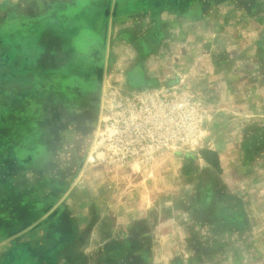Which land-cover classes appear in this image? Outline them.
Instances as JSON below:
<instances>
[{"label": "rangeland", "instance_id": "1", "mask_svg": "<svg viewBox=\"0 0 264 264\" xmlns=\"http://www.w3.org/2000/svg\"><path fill=\"white\" fill-rule=\"evenodd\" d=\"M93 1L96 0H52L49 3H45L47 0H0V198L7 193L6 184L24 187L34 179H37L34 186L46 187V205L60 203L67 194L66 200L81 198V194L89 193L85 187L92 189L93 183L109 182L113 186L116 207L130 219L123 227L130 225L134 233L148 234L144 242H140L148 250L146 261H154L153 250L159 242L157 235L169 236L168 241L177 231L181 233L179 242L172 245L179 249L176 259L182 264H221L222 254L219 259L216 256L215 261L212 257L222 244L211 242L210 228H198L183 211L194 205L196 212L202 199L211 198L214 203L211 208L215 210L222 197L218 192L222 187L218 158L206 149L208 133L204 127L209 115L215 112L210 111L201 89L192 91L187 87L183 74L166 75L150 85L140 80L136 69L140 53L138 45L134 44L136 35L124 32L129 29L128 17L147 10V0H98L100 7L109 4L107 13L111 14L105 24L97 23L99 29L105 28V36L85 31L79 35L80 41L75 39L73 35L78 29L74 27L78 26L83 12L88 10V14H93L89 9H99ZM116 3L121 5L119 11L114 10ZM65 28L74 38L73 41L70 38L71 46L70 43L64 46ZM48 31L53 36L48 41L49 48L43 45L44 33L47 35ZM133 32L136 33L135 29ZM55 48L58 49L52 52ZM95 52V56L90 54ZM51 53L54 58L49 56ZM96 65L101 70L98 79L92 71ZM165 90L170 94L174 92L176 106L188 102L195 106L202 118L199 131L191 133L187 113L178 111L176 141L157 150L151 159L134 157L118 165L109 163L112 150L107 139L119 138L120 125L131 124L135 118L138 121L140 107L144 108V104L136 101L135 108L123 114L117 105H128L132 97L141 93ZM62 119H67V126L57 132L69 135L70 141H59V144L43 139L42 134L50 133L52 121ZM194 134L197 135L190 137ZM96 144L99 146L94 152ZM99 159L106 162L100 164ZM39 164V170L33 172L31 166L35 168ZM175 167L177 172H174ZM159 168L164 170L157 175L154 172L156 169L159 172ZM93 169L102 173L91 174ZM163 181L168 190L152 194L150 183ZM170 181H173L172 189ZM154 196L160 202L159 208L156 207L157 216L152 206V200L156 202ZM37 198V191L30 195V199ZM8 209L0 205L2 215L6 216ZM172 212L178 215L173 222L167 221L166 216ZM154 217L164 221L152 222ZM189 227L195 229V241H189L192 235L188 240L182 235V230L186 233ZM130 242L138 246L137 238L131 237ZM233 243L234 240L227 245L234 248ZM203 247H211L214 255L209 256Z\"/></svg>", "mask_w": 264, "mask_h": 264}, {"label": "crops", "instance_id": "2", "mask_svg": "<svg viewBox=\"0 0 264 264\" xmlns=\"http://www.w3.org/2000/svg\"><path fill=\"white\" fill-rule=\"evenodd\" d=\"M147 1V10L128 17L129 29L124 32L136 35L140 80L150 85L166 75L183 74L187 87L201 89L210 111L215 112L204 127L208 133L206 149L218 158L222 178L218 192L222 197L217 209L211 208L212 198L202 199L196 212L194 205H187L184 216L198 228L209 227L210 241L222 244L215 255L211 247L202 248L209 256L214 255L213 261L222 254L221 264H264V0ZM95 3L99 9H89L93 14L84 11L78 19L75 39L85 31L104 35L105 28L99 29L97 23L105 24L111 15L106 8L109 4L100 7L101 1ZM119 8L115 5L114 10ZM58 29L61 32L62 27ZM66 30L64 46H71L74 38ZM45 35L43 45L49 48L53 36L49 31ZM90 54L95 56L96 52ZM49 56L54 58L53 53ZM31 167L37 172L40 164ZM36 180L24 187L6 184L7 193L1 196L0 205L10 209L0 217L10 215L16 230L0 238V264H182L176 259L179 249L172 245L179 242L181 233L177 231L168 241L169 236L157 235L154 261H146L148 250L141 243L148 234L134 233L130 225L123 227L130 219L116 207L109 182L93 183L92 189L85 187L89 193L81 194V198L66 200L67 194L60 203L46 205L48 192L46 187L34 186ZM164 184L150 183L149 189L151 193L168 190ZM35 191L38 198L30 199ZM154 197L152 206L157 216L160 202ZM176 215L172 212L166 220L173 222ZM160 221L164 220L152 219ZM190 228L186 233L182 230V235L186 240L192 235L189 241H195V229ZM131 237L138 239V246L131 245ZM233 240L235 249L227 245Z\"/></svg>", "mask_w": 264, "mask_h": 264}, {"label": "built area", "instance_id": "3", "mask_svg": "<svg viewBox=\"0 0 264 264\" xmlns=\"http://www.w3.org/2000/svg\"><path fill=\"white\" fill-rule=\"evenodd\" d=\"M169 90L174 91L173 89ZM173 95L174 92L170 94L167 90L151 94L145 92L132 97V102L128 105H117L123 114L129 113L131 109L135 108L136 101L144 104V108L140 107L141 117L138 121L135 118L131 124L120 125L118 130L122 134L119 138L113 136L107 139L108 142H111L110 149L112 150L109 153V163L118 165L134 157L151 159L157 150L169 145V142L176 141V135H179L178 111L187 113V122L193 129L191 133L199 131L202 122L201 114H197L195 106L190 102L176 106ZM196 135H190V137ZM98 146L94 145V152L97 151ZM106 158L107 154L104 159ZM104 159H99L101 160L99 163L106 162ZM91 160L93 161L92 158ZM94 160L97 159L94 158Z\"/></svg>", "mask_w": 264, "mask_h": 264}, {"label": "flooded vegetation", "instance_id": "4", "mask_svg": "<svg viewBox=\"0 0 264 264\" xmlns=\"http://www.w3.org/2000/svg\"><path fill=\"white\" fill-rule=\"evenodd\" d=\"M95 62V61H94ZM94 73H95V78L98 79L99 78V67H95L94 70H92ZM49 123V122H48ZM59 124V125H58ZM67 119L66 120H55L54 122L52 121L51 123V126H52V129L50 131L49 134H42L43 136V139H44V136L46 137L47 141H51V142H56V143H59V141H70V136L69 135H65V133H62V132H57V131H60V129L63 127H66L67 125Z\"/></svg>", "mask_w": 264, "mask_h": 264}, {"label": "trees", "instance_id": "5", "mask_svg": "<svg viewBox=\"0 0 264 264\" xmlns=\"http://www.w3.org/2000/svg\"><path fill=\"white\" fill-rule=\"evenodd\" d=\"M39 210L41 211V209ZM10 217V215L7 217H0V238L5 237L6 234L9 235V233H12L16 230V224L14 223V221L12 222ZM14 226L15 228H13Z\"/></svg>", "mask_w": 264, "mask_h": 264}, {"label": "water", "instance_id": "6", "mask_svg": "<svg viewBox=\"0 0 264 264\" xmlns=\"http://www.w3.org/2000/svg\"><path fill=\"white\" fill-rule=\"evenodd\" d=\"M110 2V1H109ZM117 4V3H116ZM117 5H119V4H117ZM121 6V5H120ZM101 75V70L99 69V76Z\"/></svg>", "mask_w": 264, "mask_h": 264}]
</instances>
